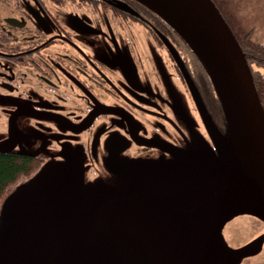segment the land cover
Returning <instances> with one entry per match:
<instances>
[{"label": "water", "instance_id": "water-1", "mask_svg": "<svg viewBox=\"0 0 264 264\" xmlns=\"http://www.w3.org/2000/svg\"><path fill=\"white\" fill-rule=\"evenodd\" d=\"M138 1L202 65L224 131L181 60L212 145L198 134L166 161L123 160L110 180L86 181L79 159L44 165L1 204L0 264H240L261 252L264 235L233 248L223 234L239 216L264 223V107L246 54L213 0Z\"/></svg>", "mask_w": 264, "mask_h": 264}, {"label": "flooded vegetation", "instance_id": "flooded-vegetation-1", "mask_svg": "<svg viewBox=\"0 0 264 264\" xmlns=\"http://www.w3.org/2000/svg\"><path fill=\"white\" fill-rule=\"evenodd\" d=\"M181 60L224 131L202 65L138 0H0V145L15 142L0 154L35 165L22 182L68 157L92 181L123 160L171 159L198 134L212 145Z\"/></svg>", "mask_w": 264, "mask_h": 264}, {"label": "rangeland", "instance_id": "rangeland-1", "mask_svg": "<svg viewBox=\"0 0 264 264\" xmlns=\"http://www.w3.org/2000/svg\"><path fill=\"white\" fill-rule=\"evenodd\" d=\"M242 31L264 44V0H223ZM258 70V69H257ZM233 248H238L264 235V223L252 216H239L229 222L223 232ZM240 264H264V245L261 252L245 258Z\"/></svg>", "mask_w": 264, "mask_h": 264}, {"label": "trees", "instance_id": "trees-1", "mask_svg": "<svg viewBox=\"0 0 264 264\" xmlns=\"http://www.w3.org/2000/svg\"><path fill=\"white\" fill-rule=\"evenodd\" d=\"M235 33L252 68L255 85L264 107V44L254 41L249 32L242 31L223 0H213ZM258 69V70H257ZM35 171V165L24 158L0 154V207L5 197Z\"/></svg>", "mask_w": 264, "mask_h": 264}]
</instances>
